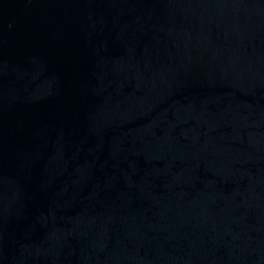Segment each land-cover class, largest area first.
<instances>
[{
	"label": "water",
	"instance_id": "water-1",
	"mask_svg": "<svg viewBox=\"0 0 264 264\" xmlns=\"http://www.w3.org/2000/svg\"><path fill=\"white\" fill-rule=\"evenodd\" d=\"M0 264H264V0H0Z\"/></svg>",
	"mask_w": 264,
	"mask_h": 264
}]
</instances>
